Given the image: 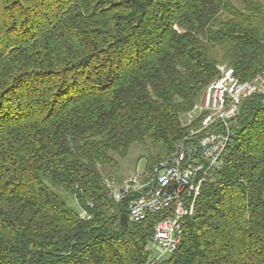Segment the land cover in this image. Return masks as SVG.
Masks as SVG:
<instances>
[{
  "label": "trees",
  "instance_id": "trees-1",
  "mask_svg": "<svg viewBox=\"0 0 264 264\" xmlns=\"http://www.w3.org/2000/svg\"><path fill=\"white\" fill-rule=\"evenodd\" d=\"M223 66L264 72L259 0H0V264H264V95L171 256L104 185L133 145L171 157Z\"/></svg>",
  "mask_w": 264,
  "mask_h": 264
},
{
  "label": "built area",
  "instance_id": "built-area-1",
  "mask_svg": "<svg viewBox=\"0 0 264 264\" xmlns=\"http://www.w3.org/2000/svg\"><path fill=\"white\" fill-rule=\"evenodd\" d=\"M219 72L205 89L201 104L192 111L199 113V128L178 141L172 156L154 169L150 181L143 183L139 175L120 185L104 180L113 203L126 205L128 223L161 216L146 247L153 261L175 253L182 240L184 220L193 215L204 186L225 166L233 144L227 141V134L234 129L243 102L264 95V72L252 81L238 80L225 66ZM79 216L90 218L85 211Z\"/></svg>",
  "mask_w": 264,
  "mask_h": 264
},
{
  "label": "rangeland",
  "instance_id": "rangeland-1",
  "mask_svg": "<svg viewBox=\"0 0 264 264\" xmlns=\"http://www.w3.org/2000/svg\"><path fill=\"white\" fill-rule=\"evenodd\" d=\"M259 1L264 4V0H259ZM198 115H199L198 112H192L187 115H184L181 117V123L185 127L190 126L191 131H197V129L200 126L199 125L200 120ZM238 125H239V119L237 117V121L234 129H237ZM148 150L152 152L150 156L148 155L149 152ZM148 150L146 151L145 148L143 147L133 145L129 149L127 156L124 159L118 160L119 161L118 173L116 175L106 176L105 178H108L111 182L117 183L116 185H120L125 180L138 175L141 177V181L143 183L150 181L153 178L154 169L157 166H154L151 170H149V167H147L146 165L147 160L151 159L155 155V152H153L150 147L148 148ZM169 158L162 160L159 163L167 161ZM62 197L64 198V200L67 201V204L72 209L78 211V206L72 197L65 195L64 196L62 195Z\"/></svg>",
  "mask_w": 264,
  "mask_h": 264
},
{
  "label": "water",
  "instance_id": "water-1",
  "mask_svg": "<svg viewBox=\"0 0 264 264\" xmlns=\"http://www.w3.org/2000/svg\"><path fill=\"white\" fill-rule=\"evenodd\" d=\"M128 224V221H127V216L126 214H123L120 216V225L121 227H126Z\"/></svg>",
  "mask_w": 264,
  "mask_h": 264
},
{
  "label": "bare ground",
  "instance_id": "bare-ground-1",
  "mask_svg": "<svg viewBox=\"0 0 264 264\" xmlns=\"http://www.w3.org/2000/svg\"><path fill=\"white\" fill-rule=\"evenodd\" d=\"M234 128H235V126H234ZM234 137H235V129H232L227 134V141H233Z\"/></svg>",
  "mask_w": 264,
  "mask_h": 264
}]
</instances>
